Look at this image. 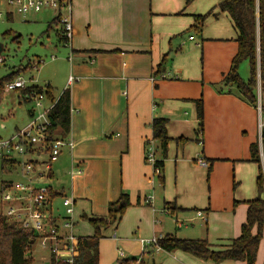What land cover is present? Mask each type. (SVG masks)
Returning <instances> with one entry per match:
<instances>
[{"label": "crops", "instance_id": "crops-1", "mask_svg": "<svg viewBox=\"0 0 264 264\" xmlns=\"http://www.w3.org/2000/svg\"><path fill=\"white\" fill-rule=\"evenodd\" d=\"M220 1L211 0L210 14L199 33L193 26L194 15L199 13L188 0H72V47L65 44L61 29L56 30L59 41L71 50L69 76L64 85L59 84L63 90L55 95L51 83L40 86L33 78L30 84L51 91L53 95L52 98L46 96V106L56 102L65 89L70 90L71 127L67 140L73 147H66L58 161L62 156L71 160L67 172L73 166L82 169L75 180L83 176L96 177L95 172L90 175V159L78 156L80 150L107 163L116 164V158L120 162L121 191L106 189L96 210L100 217L107 216L109 203L116 201L123 192L136 195L138 203L142 198L146 200L148 186L155 178L152 164L146 161L147 142L153 139L155 118L167 119L170 137L161 177L165 176L166 164H174L177 171L188 167L194 176L186 192L190 195L192 190L201 188L204 194L209 193L208 207L194 209L201 218L204 213L207 219L209 214L212 216L217 211L223 217L216 225L222 228L224 238L213 244L216 248L241 235L247 220L246 202L264 198L263 192L258 190L251 198L243 196L239 190L237 180L244 166L258 165L250 161L252 143L259 142L263 153L261 122L264 124V118L261 105L255 107L237 85L225 81L239 43L231 17L218 7ZM117 3L132 24L127 34L113 32L115 26L109 28V20L115 24L113 20L117 18L114 8L119 6ZM43 11L23 15H29L27 18L34 23L48 24L49 28L59 25L56 14L41 15ZM7 17L12 19L13 11H8ZM150 20L152 23L148 24ZM70 76L78 80L69 83ZM199 99L203 105L202 128L198 116ZM32 115L33 105L29 110L30 120ZM155 146L156 159L161 158L158 141ZM200 158L205 159L208 167L198 163ZM53 166L50 184L55 179ZM255 174L257 184L259 165ZM52 188L58 193L54 197V206L60 195L72 193L75 197L73 186H62L59 190ZM167 197L166 206L172 211L191 209L177 191L173 190ZM75 199L77 213L80 199ZM76 222L77 232L80 222L77 214ZM256 231L257 228L254 233ZM77 234L82 238L90 236ZM115 234L112 238L116 240ZM262 236L255 264H264V226ZM203 239L209 242L208 238ZM141 246L143 249V244ZM179 262L214 264L186 252L181 253ZM219 264L246 262L225 260Z\"/></svg>", "mask_w": 264, "mask_h": 264}, {"label": "rangeland", "instance_id": "rangeland-1", "mask_svg": "<svg viewBox=\"0 0 264 264\" xmlns=\"http://www.w3.org/2000/svg\"><path fill=\"white\" fill-rule=\"evenodd\" d=\"M6 1L0 0L3 12L0 18V44L3 46L0 58L4 60L0 64V81L20 68L23 71L21 77L28 81L33 78L40 86L51 83L52 92L55 95L58 94L63 90L59 84L63 83L64 85L71 69V64L68 61L71 50L59 41L56 34V30H60V26L54 25L49 28L48 24L34 23L30 18H27L29 15L24 17L23 14L16 12L14 7L7 5ZM210 2L211 0H191L188 4L193 5V10L203 15L208 12ZM117 4L119 6H114L117 18L115 17L113 20L115 24L109 20V28L112 29L115 26L113 32L127 34L128 28L132 27V24L121 11L120 3ZM8 11H13L12 19L7 17ZM40 14L54 15L56 13L43 11ZM151 23V20L148 21V24ZM160 26L158 24V27ZM53 55L56 56L55 59H52ZM239 73L245 81L250 78L249 60L245 59L240 63ZM258 79L256 94L258 105H261L262 108L264 107V88L260 84V73ZM31 107L30 102L24 101L22 90L9 91L5 89L0 92V141L10 139L18 129H23L29 123ZM59 132L58 129L56 131L58 137L61 136ZM78 156L90 159V175L95 172L96 177L93 179L83 176L75 180L76 177L71 176L70 170L67 172L71 160L62 156L59 161L54 163L55 179L51 186L58 190L62 186L66 188L73 186L75 197L80 199L76 213L77 219L80 221L77 232L81 235H92L94 227L89 217L98 218L101 216L96 210L102 202V195L106 189L116 188L117 191H121V167L117 158L116 164L115 162L107 163L106 160L96 158L85 150H80ZM18 161L22 162V158L18 157ZM19 170V166L15 167V165L14 168H10V166L3 168L2 160H0V195L5 189L4 181L20 182L23 180L18 175ZM190 171L188 167H181L177 171L174 164L170 163L165 166L163 178L154 172L155 178L148 186L146 195V199L152 198L151 203H147L143 198L138 203L136 195L133 196L131 192H126L130 195V205L125 209L118 227H110L106 231L107 237L101 241L100 246V264H118L123 259L138 260L133 264H141L142 260L149 264L154 262L156 264H180V255L183 251L168 252L162 248L158 249L155 244L149 245L147 249L143 246L142 249V241L152 240L156 237L161 238L168 234H174L179 238H208L212 244L220 242L223 231L216 223L219 220L223 221V217L219 216L218 211L214 212L212 216L209 214L207 219L205 213L204 218L197 215L198 210L194 207L198 209L208 207L209 193L204 194L201 188L198 191L192 190L190 195L189 192H186L190 179L194 176ZM255 172H258V165L249 163L248 166H244L239 175L240 178L237 180L240 182L239 190L245 197L251 198L258 194ZM73 180L75 181L73 182ZM46 184L50 185V180ZM173 190L177 191L180 197L184 196V202L191 209L174 213H169L164 209L167 208L166 201L169 200L167 195ZM262 195L264 196V192ZM62 202L61 196L55 200V207L58 208L57 214L64 213ZM80 215L84 218H80ZM114 232L117 235L116 240L112 238ZM38 245L39 243L33 245L31 251L27 253L31 254L36 261H40L42 256L47 255V252L44 254L43 249ZM120 251L124 252V257L120 255Z\"/></svg>", "mask_w": 264, "mask_h": 264}, {"label": "trees", "instance_id": "trees-1", "mask_svg": "<svg viewBox=\"0 0 264 264\" xmlns=\"http://www.w3.org/2000/svg\"><path fill=\"white\" fill-rule=\"evenodd\" d=\"M190 1L188 0V2ZM218 7L231 17L238 34L237 41L239 43L238 53L233 60L229 73L225 76V81L237 85L242 95L252 105L258 107L256 89L258 88L259 73L260 84L264 88V0H221ZM209 14L210 12L194 15L195 23L193 26L199 33L202 32L203 24ZM245 59L249 60L251 67V75L247 81L242 79L239 74L240 63ZM21 72L23 71L19 69L4 77L0 81V92L5 90L7 83L20 76ZM32 90L43 91L42 88L34 86L23 90L22 93ZM45 94L52 98L53 94L50 90H46ZM197 105L200 127L202 128L203 105L201 99L197 101ZM261 111L264 118V107L261 108ZM50 118L53 123L52 131L56 132L59 129L60 137L67 139L71 127V93L69 89H65L56 101ZM152 128L153 140L159 142L158 150L161 153V158L156 160L155 167L161 170L159 174L161 177L170 140L167 132V119L155 118ZM261 143L264 155V124ZM250 161L259 165L257 188L259 193H262L264 192V169L259 142H254L251 145ZM14 163L13 161L2 160L3 168L6 166L14 168ZM6 186H8V182L4 181L3 187ZM56 195L58 193L53 192V196ZM246 203L248 204L247 220L242 226L241 235L232 239L229 244H221V248H216L207 239L179 238L173 234L160 238L158 245L168 252L180 250L214 264H219L225 260H241L246 264H255L264 226V198L257 197L248 200ZM129 205V194L123 192L116 201L109 203L106 217L90 219L94 233L80 239L76 264H100V242L106 237L105 231L113 225H118ZM166 210L169 213H174L168 206ZM255 228H257L256 233H254ZM32 241L31 233L21 228L17 223L9 222L0 211V264H35V258L31 254H27L32 249ZM136 261L138 260L123 259L118 264H133ZM141 264L149 263L142 260Z\"/></svg>", "mask_w": 264, "mask_h": 264}, {"label": "built area", "instance_id": "built-area-1", "mask_svg": "<svg viewBox=\"0 0 264 264\" xmlns=\"http://www.w3.org/2000/svg\"><path fill=\"white\" fill-rule=\"evenodd\" d=\"M6 2L18 13L24 15L45 9L54 10L64 42L72 47V0H7ZM2 15L0 5V18ZM191 39L194 37L191 36ZM51 57L56 58L55 55ZM3 61L0 58V64ZM75 80L78 78L69 77V83ZM31 87L34 85H31L30 81L18 76L7 83L5 89L23 91ZM45 91L43 89L42 92L32 90L22 93L24 101L33 105L32 118L10 139L0 141V160L15 162V167L20 168L18 175L23 178L20 182L13 180L8 182V186L0 195V211L9 222L17 223L32 234L33 245L39 243L38 246L43 249L44 254L47 252V255L42 256L36 263L76 264L75 260L79 254L78 243L82 238L76 232V199L71 194L60 195L65 210L64 213L57 214V208L54 206L55 196H53L55 191L51 184H46L51 178L53 164L58 161L66 147H73V143L58 137L52 131L53 123L50 116L56 102L46 106ZM18 157L22 158V162L18 161ZM261 157L264 167L263 153ZM156 160V146L152 139L147 142L146 161L154 166V172L160 174L161 170L155 167ZM198 163L203 167H208V163L203 158L198 159ZM81 173L82 169L78 166H73L70 170L73 178ZM151 201V197L146 199L147 203ZM159 239L156 237L142 241V244L145 249L153 244L160 249ZM120 255L125 256L123 251H120Z\"/></svg>", "mask_w": 264, "mask_h": 264}, {"label": "water", "instance_id": "water-1", "mask_svg": "<svg viewBox=\"0 0 264 264\" xmlns=\"http://www.w3.org/2000/svg\"><path fill=\"white\" fill-rule=\"evenodd\" d=\"M3 51V46L0 44V53Z\"/></svg>", "mask_w": 264, "mask_h": 264}]
</instances>
